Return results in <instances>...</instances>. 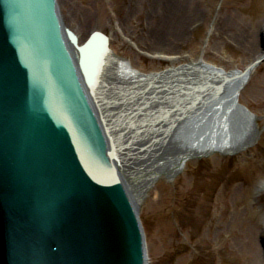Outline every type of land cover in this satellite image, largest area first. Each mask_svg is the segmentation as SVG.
<instances>
[{"label": "water", "instance_id": "obj_1", "mask_svg": "<svg viewBox=\"0 0 264 264\" xmlns=\"http://www.w3.org/2000/svg\"><path fill=\"white\" fill-rule=\"evenodd\" d=\"M57 10L0 0V264H147L84 88L93 94L108 42L94 33L78 46Z\"/></svg>", "mask_w": 264, "mask_h": 264}, {"label": "rangeland", "instance_id": "obj_2", "mask_svg": "<svg viewBox=\"0 0 264 264\" xmlns=\"http://www.w3.org/2000/svg\"><path fill=\"white\" fill-rule=\"evenodd\" d=\"M166 2L57 0V5L63 24L81 42L90 31L104 33L110 54L145 75L198 62L225 73L244 72L263 59L264 0H193L182 32L154 40ZM224 83L221 94L234 86ZM231 110L238 114V130H252L242 146L194 156L145 192L142 186L132 191L142 196L137 212L147 264H264V59L238 90ZM233 211L239 218L227 225Z\"/></svg>", "mask_w": 264, "mask_h": 264}, {"label": "bare ground", "instance_id": "obj_3", "mask_svg": "<svg viewBox=\"0 0 264 264\" xmlns=\"http://www.w3.org/2000/svg\"><path fill=\"white\" fill-rule=\"evenodd\" d=\"M192 6L193 0H168L160 6L161 27L153 30V39L163 40L167 32H182ZM59 19L63 24L60 14ZM93 32L100 31L88 32L82 42L74 32L78 46ZM66 43L74 55V46ZM108 50L98 56V65L94 64L97 70L90 77L93 94L85 84L84 88L106 137L113 166L136 212L142 196L132 191L142 186L143 193L155 180L181 170L192 157L240 147L253 135L251 129L238 130L234 121L238 114L231 110L253 67L225 73L198 62L145 75ZM224 82L234 86L221 94ZM239 215L231 212L227 225Z\"/></svg>", "mask_w": 264, "mask_h": 264}]
</instances>
